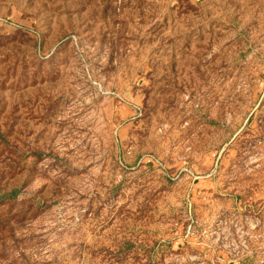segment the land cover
<instances>
[{
	"label": "rangeland",
	"instance_id": "1",
	"mask_svg": "<svg viewBox=\"0 0 264 264\" xmlns=\"http://www.w3.org/2000/svg\"><path fill=\"white\" fill-rule=\"evenodd\" d=\"M0 264H264V0H0Z\"/></svg>",
	"mask_w": 264,
	"mask_h": 264
},
{
	"label": "trees",
	"instance_id": "2",
	"mask_svg": "<svg viewBox=\"0 0 264 264\" xmlns=\"http://www.w3.org/2000/svg\"><path fill=\"white\" fill-rule=\"evenodd\" d=\"M13 196H14V193L4 194V195L0 196V202H3L6 197H13Z\"/></svg>",
	"mask_w": 264,
	"mask_h": 264
}]
</instances>
